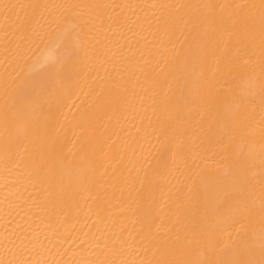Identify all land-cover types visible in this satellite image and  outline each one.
<instances>
[{
    "label": "bare ground",
    "instance_id": "bare-ground-1",
    "mask_svg": "<svg viewBox=\"0 0 264 264\" xmlns=\"http://www.w3.org/2000/svg\"><path fill=\"white\" fill-rule=\"evenodd\" d=\"M0 264H264V0H0Z\"/></svg>",
    "mask_w": 264,
    "mask_h": 264
}]
</instances>
